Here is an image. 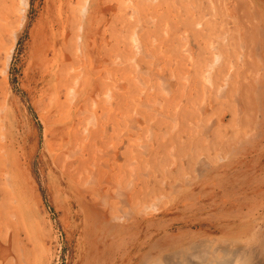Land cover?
I'll list each match as a JSON object with an SVG mask.
<instances>
[{
    "label": "bare ground",
    "instance_id": "obj_1",
    "mask_svg": "<svg viewBox=\"0 0 264 264\" xmlns=\"http://www.w3.org/2000/svg\"><path fill=\"white\" fill-rule=\"evenodd\" d=\"M140 1L144 2L136 0L135 7L139 6ZM3 3L5 5H2ZM29 3V0H0V89L3 96L0 105V264H44L46 261V251L39 236L41 227L37 219L36 187L30 176V157L24 152L23 145L19 146L20 142L15 149L14 141H11L14 140L11 139L13 118L4 89L17 45L18 31L24 27L27 20ZM248 3L251 10L257 6L253 0L254 4L249 0H235L233 6H245ZM108 13L114 18L115 15L118 19L122 18L119 8H115L107 0H45L31 29L32 46L26 64L25 80L22 83L28 93L33 95V99L35 95L40 98L39 101L47 99L49 119L52 118L53 122L49 120V125L54 138V151L48 158L58 174L56 193L62 192L65 195L69 209L76 208V211L72 212L76 235L74 261L79 264L225 263L227 258L216 259V250L205 249L211 248L206 246L207 240L194 241L202 232L203 219L196 217L186 221L182 218L188 212L195 217L215 211L226 203L222 182L213 183L214 180L220 179L218 177L221 166L209 162L211 154L217 157L219 152L226 149L231 136L240 137L246 134L250 127L260 131L261 137H264V93L261 95L260 91L261 85H264V62L262 64L261 59L255 60L263 71L262 74L255 75L252 74L253 62L245 61L247 59L244 58L249 50L244 52L246 46L242 38L247 28L249 30L252 27L247 25V19H234L233 26L239 30L233 29L232 33H238L236 35L240 37L239 46L243 49V52L237 55L241 58L239 66L232 59L233 55H236V48L233 46L234 35L230 36L224 46L211 44L208 47L213 51L215 49V53L210 61L206 62V58H202L203 87L200 90L194 89V97L189 95L191 108L188 110L187 98L183 104H179V99L172 97L168 102L161 103L163 107L158 114L153 107L151 112L143 111L140 109L143 97L136 99L129 94V103V97L126 98L124 92L126 87L120 82L111 96L107 111L102 114L105 122L100 121L101 117L97 115L96 109L93 115L83 122L84 105L87 100L93 99L102 84L99 79L100 71L106 70L109 75H115L118 65L115 58L121 57L109 55L105 30L100 31L95 25L102 15ZM206 27L211 29L210 25ZM206 36L210 37V34ZM205 52L207 51L203 49L202 54L205 55ZM187 53L188 50L183 54ZM75 61L79 62L78 71L73 65ZM194 65L195 69L201 68L199 63ZM196 73L195 80L184 78L188 83L194 84L200 75ZM123 79H127V76ZM165 91H168V94H165L170 95L171 86ZM192 103L196 104L194 109ZM225 104L228 108L222 107ZM216 109L218 111L215 121L204 119ZM1 111L4 115H1ZM228 113L230 123L236 126L230 137L222 126ZM158 117H161L162 121L166 118L172 121L169 131H166L168 134L165 133L161 138L151 137L147 146L138 145L139 149L143 150L140 162H143L146 171L133 174V179L129 176L132 180L129 179L127 185H123L125 166L130 160L134 164L138 162L134 152L135 142L128 133L123 151H120L118 146L114 147L110 155L111 164H108L106 159L98 154L102 152L99 147L103 144L107 126H117L126 120L125 126L129 123L128 128L134 129L133 134L137 135L140 123L147 121L152 122L159 130L160 125L163 126L165 122H158ZM15 120L17 123V118ZM258 136L260 137L259 134ZM245 137L248 138L247 135ZM38 146L40 147V144ZM254 152L250 163L237 159L232 165L236 168L234 181L239 177L237 170L243 166L252 170L258 167L260 172H264V145ZM223 158L218 156L217 159L223 161ZM134 164L129 166L136 167ZM187 173L193 176L187 177ZM61 184H65V188L61 187ZM166 194L172 195V199L168 198L169 201L162 202L161 198ZM248 219L241 220V223H247L250 233L255 226V219L253 223ZM244 243L234 246L236 248L231 252L236 254L240 264L247 263L245 253L241 252ZM229 248L230 245L225 249L226 254H229Z\"/></svg>",
    "mask_w": 264,
    "mask_h": 264
},
{
    "label": "rangeland",
    "instance_id": "obj_2",
    "mask_svg": "<svg viewBox=\"0 0 264 264\" xmlns=\"http://www.w3.org/2000/svg\"><path fill=\"white\" fill-rule=\"evenodd\" d=\"M29 1L30 6L27 14V20L24 27L18 31L17 45L15 46L16 50L14 49V54L9 66L8 78L4 87L6 90L5 95L8 100V107L11 110V116L13 118V127L11 128V135L13 136H11V139L14 140L11 141H14L13 144L15 149L16 146L21 143L19 146L23 145L24 152L30 157V176H32L36 187L37 219L40 223L42 235L39 236L46 251V261L44 264H79L74 261L76 259V235L74 234L75 226L72 219V212L76 211V208L73 207L72 210L69 209L68 201H66L65 195L62 192L61 194L56 193V188L58 187L56 178H58V174H56L57 170L54 169L50 162V158H48L54 151V138L50 130L51 126L49 125V120L52 122V118L49 119L50 116L48 115V109L46 106L47 99L44 98L43 101H39L40 98L37 95H35L33 99V95L28 93L25 86L23 87L22 85L25 80L26 64L29 61V53L32 46L31 29L45 2V0ZM107 1H110L115 8H119V12L122 14V20L118 19L116 15L114 18L108 13L102 15L100 20L96 21L95 25L100 29V31L105 30L104 35L109 43V55L112 57L121 55V57L119 59L115 58V63L118 64L116 68L117 71L115 70V75H109L106 70L100 71L99 79L102 84L98 92L92 97L93 99L86 101L84 105L85 115H83V122H86L96 110V113H98L97 115L101 117L100 121L105 122L102 118L104 115L102 114L107 111L106 109L108 108L111 96L116 92L115 88L120 82L126 87L124 90L126 98L129 97V94L133 95L132 97H135L136 99H139L138 97H143L144 100L142 107H145V109L140 106V109L143 111L148 110V112H151V107H153L154 110L157 111L156 114H158L163 107V104L161 103L166 101L168 102V99H171L172 97L179 99V104H183V101L185 102V98H187V110L191 108L189 95L194 97V89L200 90L203 87L204 70L202 69V66L204 62H202V58H206V62L210 61L215 53V49L213 51L212 48H208L211 44L218 47H221L222 45L224 46V43L229 40L230 36L234 35L235 39L233 38V46L236 48V55H233L232 59L236 65H238L241 61V58L237 56L239 52H243V49L239 46L240 37L236 35L238 34L237 32L236 34L235 32L232 33L233 29L236 30L237 28H234L233 26L234 19L236 21L247 19V25L252 27L249 28V30L247 28L246 33H244L242 38L245 41L244 44L246 46L244 52L249 50V52H247L248 54H245L244 58L247 59L245 61H250L251 63L253 62L252 72L254 73L251 72L252 74L263 73L260 67H258V61L255 60L261 59L260 63L262 64L264 62V0H253L257 4L254 9L255 11L251 10L249 3V5L247 4L245 6L236 5L234 8L233 4H235V0H144V2H139L140 4L138 7H135L134 5L136 0ZM249 1L252 3V0ZM5 4L3 3L2 5ZM248 8H250V11ZM10 16L11 19L14 18L12 14ZM207 25H210L211 29H207ZM206 34H210V37H207ZM186 42H188V44ZM186 45L188 47H186ZM185 49L188 50V55L183 54L186 53ZM203 49L204 51H207L205 52V55L202 54ZM236 56L238 58H236ZM197 63L201 65L200 69H195L194 64ZM73 65L78 71L77 68L79 66V62L75 61ZM196 72L200 74L198 76V80L196 82L194 81V84L188 83L185 78L189 77L190 80H195V76L197 74ZM126 76L127 79H123ZM159 78L165 79L160 80ZM169 85L172 88V93L167 95L168 91L166 92L165 90L169 88ZM261 87L260 91L262 95L264 93V85H261ZM165 92L167 94H165ZM26 95L29 97L27 98ZM64 95H62V100L65 99ZM146 95L147 97H144ZM106 96L110 98L107 99ZM0 97L1 105L3 99L1 89ZM130 97L128 98L129 103L131 102ZM153 102H155V104ZM193 103L192 108L194 109V105L196 104ZM90 105L92 106L90 107ZM146 105L149 106L147 107ZM222 107L228 108L227 104L222 105ZM217 111L218 110L216 109L212 114H208V116L204 119L208 118L211 122L215 121ZM1 115H4L3 111H1ZM130 115H132L131 112ZM16 118L17 123L15 120ZM160 118L161 117L157 118L158 122L162 121ZM162 122H165V124L163 126L160 125L159 130L154 126V124H152V122L147 121L143 124L140 123L137 135L133 134L134 129L128 128L129 123L125 126L127 124L126 120L120 122L117 126H107L103 144L101 147H99V145H97V147L102 149V152H98L99 156L106 159L108 164H111L112 159L110 155L114 147L118 146L119 150L123 151L126 145L125 139L127 138L128 133H130L129 135L135 142L134 152L137 154L138 162H136L137 164H134V162L130 160L125 166V178L123 185H127L129 179L131 181L133 177H135L133 174L136 175L137 173H144L146 171L145 165L143 162H140L142 161L143 150L139 149L140 147L138 145L147 146L149 145V142H151V137L157 136L161 138L165 133L168 134L166 131H169L168 129L171 127L172 121L170 118H166L163 119ZM222 126L226 128L230 137L236 127L234 123H230V113L226 116V120ZM251 129H253V131ZM246 135L248 138L245 137ZM263 139L264 137H261L260 131H256L254 128L250 127L249 131H247L246 134H242L240 137L238 136L235 138L231 136L226 149L219 152L220 154L217 152L218 156H221L222 158L224 157L222 159L223 161H221V159L219 161V159H217V155V157H215L214 154H211L209 156V162L212 165L216 164L217 166H221V168H219L220 177H218L220 179L214 180L213 183L216 184L218 181L222 182L221 185H223L222 188L225 193L224 198L226 199V203L224 205L222 204L221 207L215 211L207 212L203 215H195V217L191 216L192 214L190 215V212H188L185 214L187 216L183 215L182 218V220L186 221L196 217L203 219L201 220L202 232L194 239V241L198 242L207 240L208 242L206 241L205 244L211 248L208 247L205 249L216 250L215 256L217 255V260H224L223 258H227L225 263L222 264L239 263L236 254L231 252L234 251L233 248H236L234 246L239 245V243L242 242H245V246L241 248V252L242 254L245 253L244 256L246 258V264H250L251 262V264H264V172H260L258 167H254L252 170V168L249 169L243 166L237 170L239 177L234 181L236 168L232 167V165L239 159L250 163L251 158L255 153L254 150L257 149L258 151V149L264 145ZM245 141L246 143L244 144ZM39 144L40 147L38 146ZM237 145L238 147H236ZM130 164H134L136 167L132 168L136 169H132L131 166H129ZM155 168L157 167H154V169ZM131 170H134V172ZM36 175L38 179L36 178ZM188 176L192 177L193 174L187 173V177ZM61 187L65 188V184H61ZM233 191H236V193ZM171 196L170 194H166V196L161 198V201H169L168 198L172 199ZM244 219H248L251 222L255 219V226L252 232H248L246 226L247 223H241ZM251 222H249V225L253 223ZM186 229L187 227L185 230ZM53 234L55 238L53 237ZM228 245H230V248L232 249L229 248V254H226L225 249L228 248ZM216 246H218V248ZM232 257H234V259ZM47 258L50 259L47 260Z\"/></svg>",
    "mask_w": 264,
    "mask_h": 264
}]
</instances>
